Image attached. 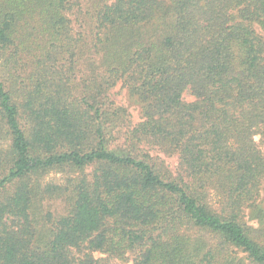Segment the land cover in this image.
Returning <instances> with one entry per match:
<instances>
[{
  "label": "trees",
  "instance_id": "obj_1",
  "mask_svg": "<svg viewBox=\"0 0 264 264\" xmlns=\"http://www.w3.org/2000/svg\"><path fill=\"white\" fill-rule=\"evenodd\" d=\"M130 259L264 264V0H0V264Z\"/></svg>",
  "mask_w": 264,
  "mask_h": 264
},
{
  "label": "rangeland",
  "instance_id": "obj_2",
  "mask_svg": "<svg viewBox=\"0 0 264 264\" xmlns=\"http://www.w3.org/2000/svg\"><path fill=\"white\" fill-rule=\"evenodd\" d=\"M113 98L115 101L128 109L129 113L131 114L132 121L134 123H137L141 120V109L138 104L135 103L134 100L129 99L127 92L120 87L116 88L113 92ZM169 163L172 165V167L176 166V160L174 158L169 159ZM91 169H87V173H90ZM80 172L69 171V170H52L42 175L43 184L46 183H54L57 185L64 184L67 182L68 176L70 174L72 175H78ZM44 206L46 207L47 211H52L54 213V216L65 214L66 212V204L65 200L62 197L53 198L46 200L44 202ZM102 255L97 254L96 257H101ZM113 264H133L131 259L130 261H122V260H114Z\"/></svg>",
  "mask_w": 264,
  "mask_h": 264
}]
</instances>
